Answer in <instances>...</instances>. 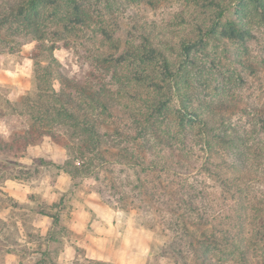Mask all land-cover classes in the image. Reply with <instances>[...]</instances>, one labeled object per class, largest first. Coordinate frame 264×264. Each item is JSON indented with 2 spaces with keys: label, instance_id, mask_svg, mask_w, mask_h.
Listing matches in <instances>:
<instances>
[{
  "label": "trees",
  "instance_id": "16d2710c",
  "mask_svg": "<svg viewBox=\"0 0 264 264\" xmlns=\"http://www.w3.org/2000/svg\"><path fill=\"white\" fill-rule=\"evenodd\" d=\"M122 1L157 4L155 0ZM192 1L199 14L195 13L184 32L131 16L137 40L129 37L120 52L119 40L96 12L99 0H0V50L13 52L23 45L21 37L34 41L32 89L11 106L27 123L7 136L0 134V155L23 153L49 137L78 161L59 166L72 176L90 173L96 160L108 161L107 157L119 164L122 157L130 165L148 161L152 170L172 173L178 179L176 185H183L180 197L169 202L168 209L173 215L169 228L177 242L188 239L183 256L175 245L181 258L192 254L199 264H222L226 258L229 264H264V194L251 193L248 188L256 178L246 177L248 148L264 158V144L254 138L259 130L255 124L264 129V110L256 114L249 130L244 124L217 117L210 105L200 110L191 104V97H197L196 90L203 85V68L208 67L199 56L207 55L209 44L228 56L233 41L251 36L259 22L255 16L264 17V0ZM86 30L91 32L93 47L87 51L95 66L81 67L79 75L69 76L54 50L69 36ZM126 59L127 66H122ZM234 60L239 58L234 56ZM111 67L115 68L110 73ZM118 67L125 68L118 72ZM122 75L126 82L120 81ZM226 83L230 87L231 82ZM128 95L133 100L127 102ZM172 100L176 115L171 113ZM124 117L142 129L146 151L133 152L126 145L115 148L106 132L100 131L108 122ZM192 147L199 154H193ZM190 163L196 168V178L185 175L192 169ZM202 173L219 182L228 214L223 208L211 212ZM8 199L12 206L18 205L12 197Z\"/></svg>",
  "mask_w": 264,
  "mask_h": 264
},
{
  "label": "rangeland",
  "instance_id": "374dc122",
  "mask_svg": "<svg viewBox=\"0 0 264 264\" xmlns=\"http://www.w3.org/2000/svg\"><path fill=\"white\" fill-rule=\"evenodd\" d=\"M109 2L99 0L96 12L113 37L119 40L120 52L124 50V42L129 37L133 41L137 40L138 31L133 30L131 16H138L144 22H155L177 33L184 32L190 26L195 13L199 14V8L192 0H155L156 7L143 2ZM255 20L259 22L254 24L251 36L242 42L233 41L228 56L223 54L220 47L215 48L211 44L206 47L207 55L199 56V60L208 65L203 68V85L197 88V97H191V104L198 109L205 110L204 106L210 105L217 117H223L231 124H244L249 130L253 129L256 114L262 115L264 110V17L257 14ZM90 33L86 30L85 33L69 36L67 41H61L54 50L55 57L67 75H79L81 67L94 68L95 63L90 51H87L88 46L93 47ZM21 40L23 45L13 52L0 50V134L5 136L12 129L21 128L27 123L24 115H17L11 109L13 103L19 102L32 89L33 61L30 52L34 41L24 37ZM234 56L239 61L234 60ZM128 62L126 59L122 66H127ZM114 68H110V73ZM120 69L118 67L117 71L120 72ZM124 76L121 77V82L127 81ZM227 81L231 82L230 87ZM146 90L144 88L143 93ZM126 100L129 102L133 99H129L128 95ZM171 107L172 115H176L174 100L171 101ZM255 127L259 128L258 134L254 136L255 140L264 144L263 127L261 128V124H255ZM116 129L119 130L118 133ZM100 131L106 132L109 144L115 148L122 149L126 145L133 152L146 151L142 129L126 117L108 122L106 126L100 127ZM248 142L251 143L252 139ZM58 145L67 153L65 161L73 162L74 159L67 149L61 144ZM192 148L193 154H197V148ZM248 150L249 168L246 177L256 178L248 189L253 194H264V158L250 153L249 148ZM23 155L21 152L16 155H0V264H98L97 261L113 264L112 261L87 257L83 246L71 242L75 236L68 226L74 212L86 205H100L110 212L116 228L115 237L119 238L126 230L131 241L139 243L140 249L135 248L136 258L141 261L140 257H144L143 264H183V259L186 260L185 264H199L192 254L181 258L187 252V247L183 245L188 239L183 237V242H177V236L169 228L173 223V215L168 210L171 207L169 202L178 199L182 190V183L176 185L178 179L172 173L152 170L148 161L143 162V165H130L122 157L123 163L119 164L112 163L107 157L108 161L96 160L90 166L88 174H67L69 180L65 190L53 196L55 191L50 189L49 194L43 196L45 187L55 182L58 168L39 158H35L32 165L26 168L23 164L28 161L21 158ZM74 161L78 164L77 160ZM190 166H193L192 163ZM194 170L196 168L192 167L185 175L196 178ZM42 173L45 179H39ZM16 174L32 182L33 192L29 193L25 201L12 197L18 204L12 206L3 190V182L13 179ZM200 178L208 187L211 212L216 213L223 208L228 214L225 203L222 202L223 191L216 178L205 173ZM182 194L185 195V190ZM39 213H48L51 216V228L46 236L40 235L39 230L45 227V222L39 217ZM67 241L71 242V246L66 244V247L73 257L61 260L59 256ZM175 245L182 249L181 256L176 252L179 247ZM131 252L132 250L129 254ZM221 263L229 264L228 258ZM230 264L235 263L230 261Z\"/></svg>",
  "mask_w": 264,
  "mask_h": 264
},
{
  "label": "crops",
  "instance_id": "0c3cea01",
  "mask_svg": "<svg viewBox=\"0 0 264 264\" xmlns=\"http://www.w3.org/2000/svg\"><path fill=\"white\" fill-rule=\"evenodd\" d=\"M44 138L45 140L27 147L21 158L28 161L23 164L26 168L32 165L35 158L50 162L51 165L58 168L55 182L47 185L42 194L46 196L49 194L48 191L52 189L55 191L53 192L54 196V194L65 190L69 180L67 173L59 168L67 159V153L63 147L51 141L49 137ZM47 138L49 140H46ZM39 179H45V175L43 173L40 174ZM31 183V181L23 177L8 179L3 182V190L10 197L25 201L29 193L33 192ZM105 209V207L100 205H86L74 212L73 219L68 226L73 236H75L71 242L83 246L85 255L91 259L112 261L115 264H143L144 257H140L141 261L136 258L135 248L140 249L139 243L132 242L131 236L127 234L126 230L120 234L119 238H116L113 216ZM39 214V217H42L45 222V227L39 230L40 235L46 236L51 228V216L48 213ZM115 239L117 240L116 242ZM71 242L67 241V243H64L65 248L61 251L59 259L64 260L73 257L69 248L66 247ZM130 250L132 252L129 254Z\"/></svg>",
  "mask_w": 264,
  "mask_h": 264
}]
</instances>
